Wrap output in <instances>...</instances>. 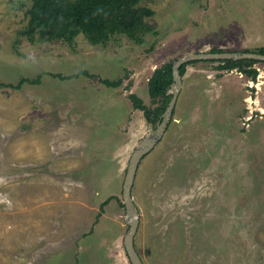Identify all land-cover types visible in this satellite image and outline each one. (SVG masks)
Wrapping results in <instances>:
<instances>
[{
  "label": "rangeland",
  "instance_id": "rangeland-1",
  "mask_svg": "<svg viewBox=\"0 0 264 264\" xmlns=\"http://www.w3.org/2000/svg\"><path fill=\"white\" fill-rule=\"evenodd\" d=\"M32 2L0 0V82L41 80L0 88V264H132L125 205L113 199L97 217L109 196L123 202L131 155L157 127L129 95L155 109L157 67L197 52H257L264 0H142L154 30L106 45L82 33L71 45L30 41ZM193 61L138 168L136 248L145 264H264V61L245 67L251 74ZM82 70L90 75H52Z\"/></svg>",
  "mask_w": 264,
  "mask_h": 264
},
{
  "label": "trees",
  "instance_id": "trees-1",
  "mask_svg": "<svg viewBox=\"0 0 264 264\" xmlns=\"http://www.w3.org/2000/svg\"><path fill=\"white\" fill-rule=\"evenodd\" d=\"M142 0H33L31 7L27 10V25L24 33L30 41L40 40H62L69 45L73 44L79 34H84L88 41L95 45H106L110 41L126 35L137 43L143 42V34L153 31L154 27L148 19L155 13L154 9L141 5ZM218 50L215 52H222ZM249 52L250 50H246ZM255 52V51H253ZM257 52L264 54V47ZM221 69H243L247 74L256 72L246 70L245 67L252 66L254 59H220ZM194 62V61H193ZM192 61L180 67V75L186 72V67ZM174 62H167L157 67L148 82L149 94L155 98H161V104L155 109L147 106L143 99L136 93H130L129 97L133 106L144 111L145 117L149 121L154 119L159 122L162 114L167 108L173 93H170L173 78ZM90 75L87 70H82L71 75H61L52 73L61 79L78 77L80 75ZM37 79L28 77L21 78L17 83L0 82V88L10 86L20 88L24 83H39ZM101 82L110 87H120L123 79L102 78ZM156 122V123H157ZM113 199L124 206V203L116 196H109L101 203L98 218L105 211V206Z\"/></svg>",
  "mask_w": 264,
  "mask_h": 264
},
{
  "label": "water",
  "instance_id": "water-1",
  "mask_svg": "<svg viewBox=\"0 0 264 264\" xmlns=\"http://www.w3.org/2000/svg\"><path fill=\"white\" fill-rule=\"evenodd\" d=\"M220 59H254L264 61V54L253 51H222V52H197L178 59L173 65V78L175 84V90L173 96L169 101V104L162 115V119L157 123L156 129L150 136L145 137L138 145V148L132 153L129 165L127 167L126 177L123 185V203L127 212V222L129 225V231L124 237V246L132 264H145L140 256L136 245L135 236L138 232L140 225V216L137 207L135 206L132 190L135 184L136 175L140 162L143 158L150 153L155 145L161 139L166 125L173 112L174 106L178 99L179 91L182 87V76L180 75V67L193 60H220Z\"/></svg>",
  "mask_w": 264,
  "mask_h": 264
}]
</instances>
